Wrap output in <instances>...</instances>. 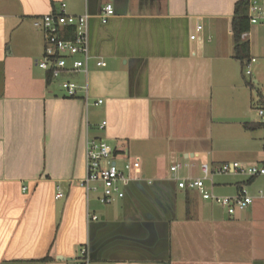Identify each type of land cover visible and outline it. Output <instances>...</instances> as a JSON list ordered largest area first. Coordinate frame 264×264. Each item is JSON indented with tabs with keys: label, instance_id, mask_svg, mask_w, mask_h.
I'll return each mask as SVG.
<instances>
[{
	"label": "crops",
	"instance_id": "obj_1",
	"mask_svg": "<svg viewBox=\"0 0 264 264\" xmlns=\"http://www.w3.org/2000/svg\"><path fill=\"white\" fill-rule=\"evenodd\" d=\"M238 1L0 0V264H70L83 246L90 264H264V176H214L216 195L252 191L253 203L230 214L179 189L170 171L187 161L191 169L175 176H201L202 163L234 162L230 152L264 164V143L248 149L252 136L235 132L263 124L245 114L251 85L232 31ZM62 3L68 14L94 16L89 67L106 63L84 73L74 97L50 89L54 81L34 69L45 49L34 20ZM107 3L115 15L102 24L95 16ZM246 40L250 57L264 60V22ZM90 94L105 105L103 137L91 131ZM98 138L125 144L131 181L120 206L89 220L80 182L87 140ZM232 141L246 146L230 149Z\"/></svg>",
	"mask_w": 264,
	"mask_h": 264
},
{
	"label": "built area",
	"instance_id": "obj_2",
	"mask_svg": "<svg viewBox=\"0 0 264 264\" xmlns=\"http://www.w3.org/2000/svg\"><path fill=\"white\" fill-rule=\"evenodd\" d=\"M115 15L114 7L107 3L101 9L99 18L102 24ZM94 16L85 13L81 15L68 14L66 4L62 3L59 9L41 18L34 20V27L39 30L44 38V55L36 64L47 74H50L53 81L61 80V87L69 97L77 94L79 86L66 77L74 73L88 74L89 62L92 59L90 50V20ZM248 19L250 25L264 22V0H250ZM203 30L202 25L197 26V33ZM192 34V40H202L198 34ZM249 32L242 35L247 39ZM257 58L251 57L245 65V73L249 76L253 74V65L257 63ZM97 66L105 67L102 60L97 62ZM86 88V87H85ZM103 100H99L101 104ZM261 122L264 123V96H262L254 107ZM106 122H103V127ZM122 146V143H120ZM123 155L122 149L114 150L105 139H88L86 143V175L80 182L85 190L87 199L94 193L99 196V201L105 205H111L124 198L125 187L130 183L129 163L124 168L117 165L116 157ZM192 164L187 161H176L170 166V171L174 174L177 187L181 190H191L198 192L204 200H212L216 204L224 207L230 214L237 210H245L254 201L249 195L246 187L242 188L236 196H219L212 192L213 179L215 175L238 174L248 177L264 176V164L247 165L234 161L211 167L208 163L200 165L201 176L191 174L185 176H175L184 169H191ZM209 184V187H208ZM57 197H63V191L57 188ZM89 220H98L97 215L88 214ZM71 264H90L91 258L87 246H83L76 257L70 261Z\"/></svg>",
	"mask_w": 264,
	"mask_h": 264
},
{
	"label": "rangeland",
	"instance_id": "obj_3",
	"mask_svg": "<svg viewBox=\"0 0 264 264\" xmlns=\"http://www.w3.org/2000/svg\"><path fill=\"white\" fill-rule=\"evenodd\" d=\"M34 67H35L34 69L37 71V74H41V75L44 74V71L42 69H40L38 66H34ZM89 68H90V71L94 70V69L102 70V68L96 67L95 60H93L91 62ZM252 68H253V74H252V76H249V75H247L245 73V67H244V76L246 77V80L248 82H250V85L252 83V87L244 85V82H243V85H244V88H245L244 89L245 90V94H242V97H243V100L245 98V107H244V109L246 111L245 114H247L246 117H249L248 121H251V122L256 121V122H258L261 119L257 115L254 107H255V104L257 103V101L262 96H264V60H260L259 62L255 63ZM103 70H105V68H103ZM240 78H241V73H240ZM66 79H68V80H70L72 82H75L77 85H82V86L86 85V75L84 73H74L71 76L66 77ZM254 80H257V83H253ZM50 89L55 90V91H64L62 89V87H61V80H55L53 82V84L51 85ZM79 89H81V88H79ZM79 89L77 90V92L79 91ZM80 91L83 94H85V90L84 89H82ZM99 96H100L99 94H90V98H89V115H90V120H91V123H92L91 131L94 130L95 135L103 137L105 135V131L102 130L100 127H101L102 120L104 119L103 112H104L105 105L95 106V102L98 100ZM220 121L222 123H226V125H227V124L230 123L229 122L230 118H228L227 116H224V118L220 119ZM233 127L235 128V126H232V128ZM238 130L239 131L242 130V132L244 134H247L248 138L250 136H252L253 140L250 143H247V145L249 144L248 146L240 145L241 143H238L237 141H232L231 143H229V145L231 147L230 149L239 150V149H242L243 147L246 146V148L248 147V149H250V148L252 149L253 148L255 150H258V146H260V145H262L264 143V127H260V128L254 129L252 131V133H251V132H248L247 130H245L243 127H238L237 126V129H236L235 132L237 134L241 135V133ZM244 134H242V135H244ZM108 143L114 150H116V149H119V150L120 149H122V150L125 149V144L123 142H122L123 147L120 146V142H117V141H108ZM230 155H231V157H234V158H231L233 161L234 160L238 161V162L245 161L244 158H243V156H244L243 153L230 152ZM244 157H247V156H244ZM245 159H247L246 161H248V163H253L252 161H249L251 158L247 157ZM116 161H117V165L120 168H124L126 162H125V160H124L122 155H119L118 157H116ZM254 164H258V163H254ZM247 190H248L249 195H251V192H252V191H250L251 189L250 190L247 189ZM120 204H121V202L117 201V202H115V203H113L111 205H105V204H102L99 201V196L97 194H94V193L90 194L89 205H90L91 215L98 214L100 217L102 215H106V214L109 215L111 212H113V210L115 208L120 206Z\"/></svg>",
	"mask_w": 264,
	"mask_h": 264
},
{
	"label": "trees",
	"instance_id": "obj_4",
	"mask_svg": "<svg viewBox=\"0 0 264 264\" xmlns=\"http://www.w3.org/2000/svg\"><path fill=\"white\" fill-rule=\"evenodd\" d=\"M250 0H240L235 4V14L232 21L233 40L235 48V58L239 60L245 67L246 63L250 60L249 50L250 44L242 35L249 32L251 25L248 19ZM48 82L52 81L50 74H47ZM252 86V83H251ZM74 97V96H73ZM264 127L263 124H256L255 128ZM51 257H46L42 261H51Z\"/></svg>",
	"mask_w": 264,
	"mask_h": 264
},
{
	"label": "water",
	"instance_id": "obj_5",
	"mask_svg": "<svg viewBox=\"0 0 264 264\" xmlns=\"http://www.w3.org/2000/svg\"><path fill=\"white\" fill-rule=\"evenodd\" d=\"M255 83H256V81H255ZM188 157V155H185V158H187ZM57 261H62V262H65V261H67L64 257H62V256H58L57 258ZM69 261V260H68Z\"/></svg>",
	"mask_w": 264,
	"mask_h": 264
}]
</instances>
